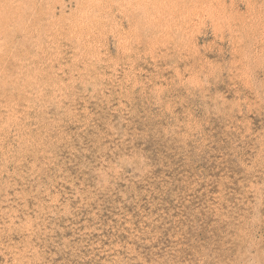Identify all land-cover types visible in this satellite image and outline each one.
<instances>
[{"label":"rangeland","instance_id":"rangeland-1","mask_svg":"<svg viewBox=\"0 0 264 264\" xmlns=\"http://www.w3.org/2000/svg\"><path fill=\"white\" fill-rule=\"evenodd\" d=\"M1 3L0 264H264V0Z\"/></svg>","mask_w":264,"mask_h":264},{"label":"bare ground","instance_id":"bare-ground-1","mask_svg":"<svg viewBox=\"0 0 264 264\" xmlns=\"http://www.w3.org/2000/svg\"><path fill=\"white\" fill-rule=\"evenodd\" d=\"M6 3H7V2H6ZM18 3H19V2H18ZM78 3H79V2H78ZM1 4H3V3H1ZM19 4H20V3H19ZM63 5H64V4H63ZM3 6H4V4H3L2 6L0 5L1 10H2ZM8 6H9V5H8ZM10 6H11V2H10ZM12 6H14V4H13ZM17 7H18V6H17ZM17 7H16V8H17ZM6 8H7V7H6ZM6 8H5V10H4V9H3V10L6 11ZM10 8H11V7H10ZM14 8H15V7H14ZM18 8H19V7H18ZM22 8H23V7H22ZM28 8H29V7H28ZM28 8H27V9H28ZM20 9H21V8H20ZM8 10H10L9 7H8ZM13 10L16 11V9H13ZM22 10H23V9H22ZM4 11H3V13H4ZM11 11H12V9H11ZM8 12H10V11H7L6 14H11V13H8ZM19 12H20V11H19ZM19 12L16 11L15 14L19 15V14H20ZM3 13H2V16L0 15L1 17H3ZM18 13H19V14H18ZM27 13H28V12H27ZM0 14H1V12H0ZM30 14H31V13H30ZM52 14H53V13H52ZM12 15H13V14H12ZM5 16H6V15H5ZM7 16H8V15H7ZM14 16H15V15H14ZM14 16H13V17H14ZM31 17H32V16H31ZM3 18H4V17H3ZM6 18H7V17H6ZM11 18H12V17H11ZM4 19H5V18H4ZM19 19H20V18H19ZM19 19L16 18V20H17L16 23L19 22V21H18ZM1 21H2V20H1ZM9 21H11V19H9ZM11 22H12V21H11ZM13 22H14V20H13ZM0 23H1V22H0ZM9 24H10V23H9ZM13 24H15V23H13ZM18 24H20V22H19ZM2 25H3V23H2ZM16 25H17V24H16ZM6 26H7V25H5V27H6ZM9 26H10V25H9ZM3 27H4V25H3ZM19 27H20V28H19ZM21 27H22V25H21V26L18 25V29H21ZM1 28H2V27H1ZM8 28H9V29H10V28L13 29V27H11V26L8 27ZM15 28H16V27H15ZM22 28H23V27H22ZM6 29H7V28H6ZM12 29H11V30H12ZM16 30H17V28H16ZM0 31H1V30H0ZM2 31H3V30H2ZM4 32H5V31H4ZM7 32H8V31H7ZM12 32H14V31H12ZM16 32H17V31H16ZM9 33H10V32H9ZM3 34H4V33H3ZM3 34H2V35H3ZM15 34H16V33H15ZM18 34H19V33H18ZM2 35H1V33H0V36H1V37H2ZM10 35L13 36L11 33H10ZM10 35H9V36H10ZM5 36H8V35H5ZM5 36H4V37H5ZM4 37H3V40H4ZM13 37H14V36H13ZM3 42H4V41H3ZM3 50H4V49H3Z\"/></svg>","mask_w":264,"mask_h":264}]
</instances>
